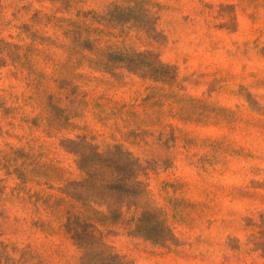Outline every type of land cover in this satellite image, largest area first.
Listing matches in <instances>:
<instances>
[{"label":"rangeland","instance_id":"1","mask_svg":"<svg viewBox=\"0 0 264 264\" xmlns=\"http://www.w3.org/2000/svg\"><path fill=\"white\" fill-rule=\"evenodd\" d=\"M0 264H264V0H0Z\"/></svg>","mask_w":264,"mask_h":264}]
</instances>
